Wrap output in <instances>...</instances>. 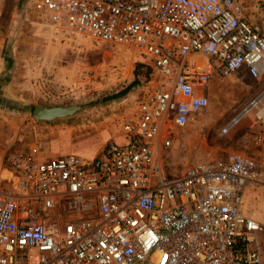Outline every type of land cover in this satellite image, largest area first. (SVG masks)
Segmentation results:
<instances>
[{"label": "built area", "instance_id": "built-area-1", "mask_svg": "<svg viewBox=\"0 0 264 264\" xmlns=\"http://www.w3.org/2000/svg\"><path fill=\"white\" fill-rule=\"evenodd\" d=\"M33 8L75 35L145 53L151 88L122 122L123 141L91 160L0 159V264H264L263 226L242 210L247 187L264 186V161L230 153L172 177L155 158L173 128L208 107L210 79L264 74V33L237 1L35 0Z\"/></svg>", "mask_w": 264, "mask_h": 264}, {"label": "rangeland", "instance_id": "rangeland-1", "mask_svg": "<svg viewBox=\"0 0 264 264\" xmlns=\"http://www.w3.org/2000/svg\"><path fill=\"white\" fill-rule=\"evenodd\" d=\"M34 1L0 0V159L34 153L43 159L74 154L91 160L108 142L123 141L122 122L151 88L145 77L148 56L53 26L34 10ZM236 1L247 20L264 33V0ZM138 64L141 71L135 83ZM208 89V107L186 126L171 130L169 148H156L155 158L165 175L175 177L230 153L264 161V127L256 117L264 108V97L259 109L241 117L227 134L220 133L264 92V74L259 79L213 78ZM125 90V95L108 99ZM36 105H74L81 110L68 118L36 122L32 119ZM163 137L164 130L159 144ZM209 153L216 157L209 159ZM242 210L263 226L259 242L264 257V186L247 187Z\"/></svg>", "mask_w": 264, "mask_h": 264}, {"label": "water", "instance_id": "water-1", "mask_svg": "<svg viewBox=\"0 0 264 264\" xmlns=\"http://www.w3.org/2000/svg\"><path fill=\"white\" fill-rule=\"evenodd\" d=\"M81 110L80 106H66V107H43L36 105L33 109V121L51 122L58 119L68 118Z\"/></svg>", "mask_w": 264, "mask_h": 264}, {"label": "trees", "instance_id": "trees-1", "mask_svg": "<svg viewBox=\"0 0 264 264\" xmlns=\"http://www.w3.org/2000/svg\"><path fill=\"white\" fill-rule=\"evenodd\" d=\"M140 68H141V65L138 64L136 66V69H135V73H136V81H135V83H138L139 82V75H140L139 73L141 71ZM149 73H150V71L147 69V71L145 72V77H147V80L149 79V76H150ZM126 92H127V90L121 91V92H119V93H117L115 95L110 96L108 99H116V98H119L120 96L125 95Z\"/></svg>", "mask_w": 264, "mask_h": 264}, {"label": "crops", "instance_id": "crops-1", "mask_svg": "<svg viewBox=\"0 0 264 264\" xmlns=\"http://www.w3.org/2000/svg\"><path fill=\"white\" fill-rule=\"evenodd\" d=\"M236 75H245V76H247V77H249L248 75H247V73L245 72V71H242V72H240V73H238V74H235L234 76H236ZM213 78H217V79H223V78H218V77H213ZM212 78V79H213ZM250 78V77H249ZM251 79V78H250ZM254 86H256V84H254ZM204 94L206 95V96H210V90L207 88V90H206V92H204ZM262 95V94H261ZM257 99V98H256ZM261 116V115H260ZM260 116H256L257 118H259ZM261 122V121H260ZM220 133H221V131H220ZM222 134V133H221ZM216 157V154H212V153H209V155H208V158L210 159V158H212V159H214Z\"/></svg>", "mask_w": 264, "mask_h": 264}, {"label": "bare ground", "instance_id": "bare-ground-1", "mask_svg": "<svg viewBox=\"0 0 264 264\" xmlns=\"http://www.w3.org/2000/svg\"><path fill=\"white\" fill-rule=\"evenodd\" d=\"M258 116L260 115H263L264 116V108H262L258 113H257ZM163 131V130H162ZM222 133V131H221ZM223 134V133H222Z\"/></svg>", "mask_w": 264, "mask_h": 264}]
</instances>
